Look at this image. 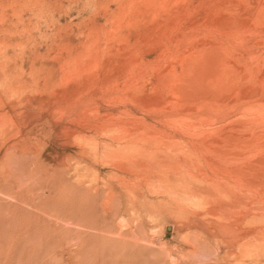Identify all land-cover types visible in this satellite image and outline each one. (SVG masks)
<instances>
[{
	"label": "bare ground",
	"instance_id": "bare-ground-1",
	"mask_svg": "<svg viewBox=\"0 0 264 264\" xmlns=\"http://www.w3.org/2000/svg\"><path fill=\"white\" fill-rule=\"evenodd\" d=\"M245 1L182 0L170 6L148 0L149 7L130 12L142 25L150 23L148 29L138 27L133 39H114L104 54L81 50L50 91L33 92L53 100L54 111L45 118L61 119L54 137L77 146L80 163L116 171L101 180L80 171V164H63L64 177L73 178L63 183L66 199L72 192L87 202L102 197L100 207L109 215L115 187L118 196L131 199L130 214L147 197L158 200L160 210L162 198L171 203L177 226L191 232L205 222L215 231L216 250L190 244L189 258L264 264V120L244 119H264V51L258 48L264 46V0H254L253 19L241 21L227 11ZM228 36L235 40L227 46ZM247 44L258 53L243 65L240 51ZM189 240L199 243L196 234Z\"/></svg>",
	"mask_w": 264,
	"mask_h": 264
},
{
	"label": "rangeland",
	"instance_id": "rangeland-1",
	"mask_svg": "<svg viewBox=\"0 0 264 264\" xmlns=\"http://www.w3.org/2000/svg\"><path fill=\"white\" fill-rule=\"evenodd\" d=\"M107 1L0 0V264H214L209 258L193 259L188 254L190 244L200 250L215 251V231L205 222L191 232L177 226L167 200L160 198L158 210V200L141 198L130 214L127 211L131 199L124 194L118 196L120 188L115 187L110 214L105 215L100 207L102 197L87 202L79 193L72 192L69 197L73 199L65 198L64 184L73 178L70 174L64 177L63 164H80V171L101 180L116 171L80 163L77 146L54 137L56 130L61 133L60 128H55L61 119L45 118L54 111L53 100L45 97L42 101L33 92L42 95L50 91L49 86L60 79L67 61L72 62L87 49L104 54L110 43L116 45L114 39H133L138 27H146L140 17L134 18L130 12L149 7L148 0ZM161 1H170V6L177 1L182 4V0ZM254 4V0H246L243 6L227 11L241 21L246 17L253 19ZM148 22L147 19L145 23ZM146 25L149 27L150 23ZM251 25L255 26L247 27L253 28ZM226 40L228 46L235 38L228 36ZM258 48L264 51V46ZM81 50L85 52L79 54ZM256 51L257 48L245 45V50L240 51L241 64ZM151 54L147 53L150 59L155 57ZM248 72L255 76L253 65ZM45 107L51 109L46 111ZM257 115L244 119L263 122V117ZM190 233L198 236L199 243L189 240ZM219 254L225 256L226 249Z\"/></svg>",
	"mask_w": 264,
	"mask_h": 264
}]
</instances>
